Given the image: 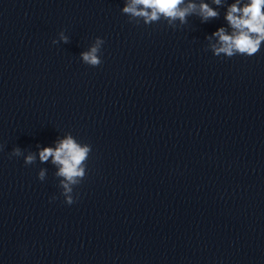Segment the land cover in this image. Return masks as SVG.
Wrapping results in <instances>:
<instances>
[{
    "label": "clouds",
    "instance_id": "9594fccd",
    "mask_svg": "<svg viewBox=\"0 0 264 264\" xmlns=\"http://www.w3.org/2000/svg\"><path fill=\"white\" fill-rule=\"evenodd\" d=\"M219 5L221 0H213ZM122 14L129 18V22L142 20L144 25L159 22L162 19L173 29L177 28L176 21L180 25L187 23V17L198 15L202 22L218 17V12L209 4L201 2L199 4L189 0H125L122 7ZM225 19L231 28V34L224 27L218 28L212 33V37L217 38L216 44H211L213 55L231 58L236 55L253 56L258 53L264 42V0H247L240 6V0L232 3L227 10ZM212 37H208L211 40ZM68 43L69 37L61 31L58 39H53L52 43ZM105 41L97 37L87 51L81 53L83 63L91 67H99L102 63L100 58L101 49ZM2 150V146H0ZM92 148L89 144L77 142L71 134L59 140L55 147H43L39 151L41 163L49 161L58 167L55 176L62 178L59 180V187L62 189L65 203L72 205L75 203L73 189L79 185L86 176V161ZM10 156L20 157L23 153L19 148H13ZM36 155L29 153L24 156L25 165L34 164ZM46 178V169H40L38 179L43 181ZM56 199V197H52Z\"/></svg>",
    "mask_w": 264,
    "mask_h": 264
}]
</instances>
